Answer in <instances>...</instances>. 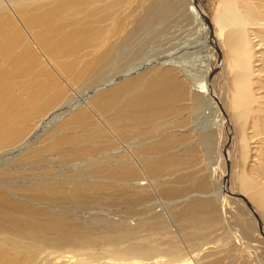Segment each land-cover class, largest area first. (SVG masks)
Masks as SVG:
<instances>
[{
  "label": "bare ground",
  "instance_id": "1",
  "mask_svg": "<svg viewBox=\"0 0 264 264\" xmlns=\"http://www.w3.org/2000/svg\"><path fill=\"white\" fill-rule=\"evenodd\" d=\"M255 1L260 5L254 0H219L215 12L207 13L196 0H0V264H219L217 253L222 250H214L215 241L210 247L205 235L197 239L200 230H214L221 224L217 216L225 223L240 219L242 212L235 207L245 209L247 204L258 223L250 228L244 224L230 236L223 233L221 239L230 244L229 251L248 259L264 252L247 240L254 229L257 245L264 246V224L257 215L264 208V160L250 168L249 175L235 173L231 149L224 148L228 139L227 146L229 141V147L236 144L244 160L248 155L245 127L238 126L246 113L231 112L230 101L248 102L232 85L254 76L246 70L247 63H264V0ZM169 15L175 16L174 28L184 27L188 51L208 53L213 66L199 73L183 63L143 57L92 86L80 100L69 97L73 86L114 63L115 55L134 57L155 31L151 19ZM164 24L167 20L160 22ZM227 66L235 83L221 94L214 81ZM236 67L241 74L234 72ZM213 69L218 73L212 78ZM183 102L199 110L204 125L181 133L178 126L193 123L186 117L169 127L168 117L180 115ZM165 128L170 130L160 135ZM255 128L263 130L258 122ZM204 142L206 147L211 142L220 145L218 164L209 172L220 208L211 201L191 200L186 209L179 205L185 209L179 221L187 223L192 230L187 235L198 244H191L194 255L181 251L172 238L178 235L166 233L160 216L136 213L128 223L102 227L70 217V207L87 202L96 207L111 197L121 201L126 193L138 206L142 195L158 191L155 186L164 173L193 165L194 146ZM182 143L185 150L171 155ZM69 166L74 167L72 173L63 172ZM50 169H57L59 176L47 177ZM30 171L38 173L26 176ZM197 185L208 187L205 180ZM176 221L172 224L177 228ZM220 244L216 248L229 247Z\"/></svg>",
  "mask_w": 264,
  "mask_h": 264
},
{
  "label": "rangeland",
  "instance_id": "2",
  "mask_svg": "<svg viewBox=\"0 0 264 264\" xmlns=\"http://www.w3.org/2000/svg\"><path fill=\"white\" fill-rule=\"evenodd\" d=\"M141 1H144V0H141ZM196 1H197V3L199 2L201 4V6H203L204 10L207 13L215 12V10L217 9V5L219 4V0H196ZM254 2L256 5L259 4L255 0H254ZM243 13L244 12L241 10L238 12V14L241 16H243ZM174 17H172V15H169L163 19H160V18L151 19L152 29L155 28V31L151 35V38H147L146 42L143 44L145 46H141V48L143 50L139 49L136 52V55L134 57L133 56H131V57L126 56L127 59L124 58L123 55H122L123 57L115 55V58L112 59V61L115 60L114 63H111L108 66L106 65V68L105 67L99 68L95 72V74H94L95 76L93 75L89 79V81L87 80L88 82L86 81V82L79 84L77 86H73L69 90V94H68L69 97H71V99L73 97V99H75V100H78V99L80 100L81 98H83L85 96V94L87 92L92 90V88H91L92 86L96 85L99 82L102 83L103 80L105 81V79H108V77L113 76V74L116 75L117 70H121V69L124 70V68H126V66H128L127 65L128 62H130V64L131 63L139 64L140 61L143 60V57L147 58L150 56L149 59L153 60V61L151 60V62H156V61L158 62V61L165 60L166 63H171L170 61H172V62L175 61V63L179 62L181 65L183 63V64H185V66L192 67L194 70H196L199 73L204 69V67L206 65L213 66L215 64L214 59L210 58L208 53H204V51H202L201 53L188 51V50H190L189 49V42L186 39H182V36H185L184 27L181 25L178 29L174 28ZM165 20H167L168 25L164 24L161 27L160 22H164ZM170 22H171V25L169 26ZM182 43H185V45H183ZM263 48H264V46H263ZM124 55H126V54H124ZM128 58L130 59V61H128L129 60ZM220 62H221V58L218 59L217 64H220ZM115 65H117V66H115ZM224 70H225V72L222 69V72H223L222 75L217 76L216 81H214L215 82V88H218V89L220 88L221 94L223 92H225L226 87L231 82L235 83L232 80V75H231L230 71H227L228 66L225 67ZM246 70L249 71L250 74L254 73V76L249 75L247 81L242 80V82L240 84H233L232 89H233V92H236L239 95H242L243 97H245L246 101H248V102L245 104H242V105L233 104V101H235V100L231 99V101H230L231 108L230 109H231V112H242V111H244L246 113L245 117H247V118H243L242 119L243 124H240L238 126L240 127L241 125H243L242 128L245 127V132L247 134L246 136L248 138L247 143H246L248 145V147H247V149H248L247 154L248 155H247L246 159L244 160L241 153L237 150L238 146L236 144L231 145L229 147V144H230V141H229V144L227 146L228 139L226 140V144L224 147L225 149H227V151L231 149L229 151L230 153L229 152L228 153L230 156L229 157L230 162L234 166V172L237 173L239 170H243L245 175L249 173L250 168L258 165L260 162H262L264 160V151L262 148V147H264V144L259 145L260 143L263 142V139H264V134H262V132H264V63H247L246 64ZM255 70H260L261 73L259 75H255V73H257V72H254ZM234 72L241 74L242 70L239 67H236L234 69ZM212 73H213V76H212V78H213L214 75L218 73V71L216 72L213 69ZM184 84H186V82H184ZM225 101L227 103H229L228 100L225 99ZM187 105L188 104L186 102H183L179 105V109H181L180 115H177L179 118L177 116H175V118L173 116L168 117V119L170 120L169 124H168L169 127L172 125V123L174 121H178L179 119H181L178 121L179 123H181L182 120L184 121L186 117H188V119H193L192 124H188L187 122H185L186 125L184 128H182L180 126L177 127V130L180 131L181 133L184 131H187L188 129H190L194 125L197 128L199 126L204 125V122L202 120L199 121V119L204 118L201 115V113L199 112V110H197V109L192 110ZM177 107H178V105H177ZM241 117L242 116L239 117L240 120H241ZM172 118L175 120H172ZM171 120H172V122H171ZM257 122L261 126H263L262 131L255 128V124ZM236 124H238V120H236ZM168 125L165 124L166 127H168ZM174 126H175V124H174ZM188 127H190V128H188ZM236 127H237V125L234 126V128H236ZM170 128H169V130H170ZM165 129L163 131H161L160 135H163L164 131L165 132L169 131V130H167V128H165ZM173 129H174V127H173ZM173 129H171V130H173ZM205 131H206V129H205ZM33 141H34V139H33ZM206 142H204L202 145L199 144V145L194 146V148L197 152V155H196V158L193 159V161H192V163H194L193 165H189V167H188V165H186L183 168H181V171H179L180 169L177 170L179 172H176V173L174 171L164 173L163 176L160 177V180L157 181L158 188H156V186H155V190H158V191L153 192L151 190L146 195H142V197L140 196L141 199H144V200H141L140 204H137L138 206H135L134 204H132L133 203L132 201H128L129 199L132 200V195L130 193H129L130 195L128 193H126L124 195V197H122L121 201H118V199H116V197H111L106 201L103 200L100 204L101 206L100 205L96 206L98 208L90 205L88 202L85 204H89L90 206H88V205L86 206L85 204L81 205L83 210H80V209H82L81 207H78L76 209L74 207H70L69 208L70 210H67L70 217L74 216V217H77L78 219L86 220L87 222L91 221V223H99L100 227H102L103 225L113 226V223H118V222L119 223H128L130 221L129 219L132 218V216H134V214H136V213H138V214L142 213L143 215L146 214V216L148 215L147 216L148 218H151V216L153 217L154 215L160 216V218L162 217L161 221L163 222V224L165 223L164 227H167L165 229V231H167L166 233L169 235H172V236L178 235L176 238L172 237V236H170V237L176 239V241L178 240L177 243H179L181 251L184 254L191 252L190 255H194L196 252H192V251L196 247L195 246L192 247L191 244L193 245L192 242H194V240L196 241V239L192 240L193 236L187 235L188 233L190 234L192 232V230H191V232H189V230L191 228L187 227V223L185 222V225H184L183 224L184 221L180 222L181 221L180 218L182 217L181 214L183 215V213L185 212L184 210L186 209V207L188 205L187 203L188 202L191 203V200H192V202L193 201H201V202L211 201L214 204L216 202L217 208H220V200H218V195H215V193L218 189L216 188V184H215L214 180H212V178L209 177L210 170L215 168V166H216L215 164H218L219 155H220V149H219L220 145L216 144V142L215 143L211 142L209 145L210 147H208V145L206 147ZM221 144H224V142H222ZM185 145H186L185 143H182V145L179 144V146H177L176 149L175 148L172 149L174 151L177 150V152L174 154H171V155L180 154V152L185 150V148H186ZM212 149H213V151H212ZM221 149H223V148L221 147ZM255 149H256V154H254V152H253ZM227 151H225L226 154H227ZM225 152L223 149V153H225ZM212 154H214V155L217 154V155L214 157V155H212ZM256 158L258 159V162L256 160H254ZM228 163L229 162H227L226 164H228ZM73 169H74V167L69 166V167L64 168L63 172L65 171V173H69V172L72 173ZM226 169H227V167H226ZM66 170H69V171L67 172ZM31 172L32 171H30V173L26 172V176L31 175L30 177H33L32 173L35 174L36 171H33L32 173ZM50 172L52 174L50 173V175H49V172H48V175H47V177H49V178H53L54 176L55 177L59 176V172L57 169H52ZM37 173L35 175H37ZM210 174H211V172H210ZM52 175H54V176L51 177ZM187 176H189V177H187ZM42 177L43 176L41 175V177H39V178H42ZM226 178H227V182H228L229 178L228 177H226ZM261 178H263V177H261ZM261 178H259V179H261ZM231 179H232V177H231ZM204 180L208 184V187L206 188V190L200 189V188L197 189V187H198L197 184L201 183ZM263 181H264V179H263ZM168 185H170V186H168ZM165 191H166V193H164ZM167 191L170 193L169 195H168ZM221 192H222L223 196H225L227 193V189L222 187ZM236 195H238V194H236ZM113 199H114V201H113ZM241 200H245V199L241 198ZM237 202H239L238 199H237ZM184 204H187V205H184ZM103 205H104V207H103ZM127 205H129V206H127ZM179 205H182V206L184 205L183 207H185V206L186 207L183 210V207H181ZM238 205L239 204L237 203L236 206H238ZM235 208H238L242 212V216L240 219L238 218L236 220V218H231L229 223L228 222L225 223V221L221 222L219 217L216 215L217 219L220 221L221 224L220 225L218 224V226L216 225L217 227L214 226V230H212V231H211V228H209L207 230H202V231L200 230L201 234L199 233L200 235H199V237H197V239H199L201 241L202 237H204V235H205L206 237L203 238L204 240H206V238H207L206 241L209 242V244H213L215 241L216 245L218 246L220 244L219 243L220 240L221 241L223 240L225 242V240L223 239L224 236L221 239V236L223 235V233H226L227 236H230L231 231H235V230L242 231L241 227L244 224L247 225V228H250V226L251 227L255 226V222L258 223V221H259L258 217L257 216L252 217L249 213L250 209L246 208V206H245V209L241 205H239L238 207H235ZM181 209L183 211L182 213L180 212ZM130 210H132V211H130ZM136 210H137V212H135ZM95 211H97V212H95ZM125 212H127V213H125ZM234 212L235 211H233V213ZM119 214L122 216H120ZM125 214H128V215H126L127 217L123 218L125 216ZM257 215L260 217L261 222L264 224V208L262 209V211H259ZM174 216H175V218H174ZM179 216H181V217H179ZM255 218H257L258 221ZM176 219H178L177 221L180 220L179 222H180V224H183V225H181V226H184L183 228L186 227L185 230L182 227H180V224H178L179 226L177 225V228L174 227L176 225H174V223L172 224V222H174V220L176 221ZM170 221H171V223H170ZM177 221L175 222V224H177ZM73 222H75V221L73 220ZM168 228H170V229H168ZM176 229L177 230L179 229L182 233L180 234V231L178 233V231ZM168 230L171 231V234ZM172 230L176 231V232L172 233L173 232ZM195 231L199 232L198 230H195ZM175 233H176V235H175ZM255 233H256V231H254V229H253V231H251L250 235L247 236V240H249V242H251L250 246H256L257 248L259 247L258 250H260V247H264V246H258L257 245V240H255V238H256ZM185 235L187 238V239L186 238L185 239L188 240V242L185 241V239L183 240ZM239 236L245 240L244 235L239 234ZM189 237H190V239H188ZM218 237H220V240ZM217 238L219 241L217 240ZM166 239H170V238H166ZM150 240L157 241L158 238H156V239L155 238H153V239L146 238V241H150ZM190 240H192V241H190ZM163 241H166L165 238H163ZM163 241H162V243H164ZM224 242L223 243L221 242L222 245L220 244V247L224 246L225 244H228V243H226L227 241L225 243ZM196 243H197V241H196ZM196 243L194 242V245L197 246L198 244H196ZM214 245L215 244H213V246H211V245H209V246L214 248ZM216 245L214 248V250L216 252H219L222 250L220 253H222V252L225 253V251H226V256L224 253H222V254L217 253L220 256H218L216 254V256H218V258H219V260L217 258V260H218L217 262L219 264H233V263L234 264H252L254 262L257 263V261L259 262V264H264V252L260 253V255L258 257H256L257 259L256 258L248 259V258H245L246 256H244L243 253H236L233 250H232L233 252L229 251V248H230L229 245L230 244H228L229 247L226 246L227 248H225V246L222 247L224 250L228 249V251L227 250L223 251V249L219 248V247L216 248ZM219 249H221V250H219ZM217 250H219V251H217ZM227 254H229L228 255L229 257L227 256ZM239 254H240V256H238ZM236 256H238V257H236ZM252 260H254V262ZM250 261H252V262H250Z\"/></svg>",
  "mask_w": 264,
  "mask_h": 264
},
{
  "label": "water",
  "instance_id": "3",
  "mask_svg": "<svg viewBox=\"0 0 264 264\" xmlns=\"http://www.w3.org/2000/svg\"><path fill=\"white\" fill-rule=\"evenodd\" d=\"M227 172H228V165H227ZM235 197H239V196L238 195H235ZM247 207L251 210V207L248 204H247Z\"/></svg>",
  "mask_w": 264,
  "mask_h": 264
}]
</instances>
